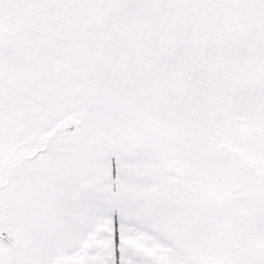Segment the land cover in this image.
<instances>
[{
  "label": "snow or ice",
  "instance_id": "6c2138e0",
  "mask_svg": "<svg viewBox=\"0 0 264 264\" xmlns=\"http://www.w3.org/2000/svg\"><path fill=\"white\" fill-rule=\"evenodd\" d=\"M0 264H264V0H0Z\"/></svg>",
  "mask_w": 264,
  "mask_h": 264
}]
</instances>
